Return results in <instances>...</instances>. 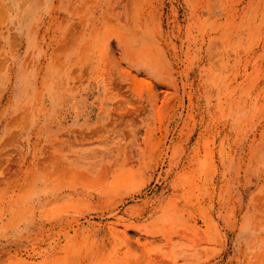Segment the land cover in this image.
I'll list each match as a JSON object with an SVG mask.
<instances>
[{"label": "rangeland", "instance_id": "374dc122", "mask_svg": "<svg viewBox=\"0 0 264 264\" xmlns=\"http://www.w3.org/2000/svg\"><path fill=\"white\" fill-rule=\"evenodd\" d=\"M0 264H264V0H0Z\"/></svg>", "mask_w": 264, "mask_h": 264}, {"label": "bare ground", "instance_id": "6f19581e", "mask_svg": "<svg viewBox=\"0 0 264 264\" xmlns=\"http://www.w3.org/2000/svg\"><path fill=\"white\" fill-rule=\"evenodd\" d=\"M115 180V179H114Z\"/></svg>", "mask_w": 264, "mask_h": 264}]
</instances>
